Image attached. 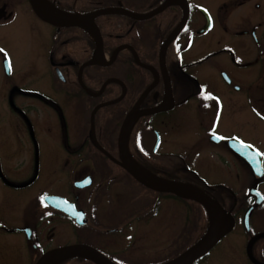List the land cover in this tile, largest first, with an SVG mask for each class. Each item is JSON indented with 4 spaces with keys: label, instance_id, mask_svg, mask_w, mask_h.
I'll use <instances>...</instances> for the list:
<instances>
[{
    "label": "flooded vegetation",
    "instance_id": "obj_1",
    "mask_svg": "<svg viewBox=\"0 0 264 264\" xmlns=\"http://www.w3.org/2000/svg\"><path fill=\"white\" fill-rule=\"evenodd\" d=\"M36 1L51 19L80 24H54L32 0H0V264H36L71 245L114 264H160L205 237L212 215L192 200L183 202L182 243L163 247L167 257L146 258L150 237H123L130 221L144 220L146 192L154 204L163 192L122 165L121 127L133 109L170 106L136 120L129 155L231 214L230 232L194 264H264V0H223L217 14L204 0H176L146 19L137 16L167 0ZM100 10L108 13L93 16ZM182 126L197 138L172 146ZM211 150L221 174L212 183L197 161ZM124 194L129 210L141 209L131 218ZM71 262L98 264L85 254L57 264Z\"/></svg>",
    "mask_w": 264,
    "mask_h": 264
},
{
    "label": "water",
    "instance_id": "obj_2",
    "mask_svg": "<svg viewBox=\"0 0 264 264\" xmlns=\"http://www.w3.org/2000/svg\"><path fill=\"white\" fill-rule=\"evenodd\" d=\"M34 4V9L41 14V16L45 17L47 20L51 21L54 24H62L68 26L79 25V21L77 18L72 20H65V22H59L57 20L51 19L47 12L43 9L39 8L37 5L36 0H32ZM178 1L176 0H167L161 7L157 8L151 13L139 15L137 16L140 19L150 18L151 16L161 12L167 6L172 5ZM108 10H100L93 14V16H99L103 14H107ZM188 13V9L186 14ZM186 14L184 20L186 18ZM183 25L180 26L182 28ZM100 35V32H98ZM175 36V35H173ZM99 53L102 52V46L99 47ZM110 81L104 83L101 91L104 90L105 86ZM100 91V92H101ZM98 93V95L100 94ZM113 102H107L104 104L98 105V107L94 110L93 116L95 112L102 106L111 104ZM170 107H157L145 111H139L137 109L131 110L125 118V121L121 127L120 134H119V149L121 156L123 158L122 165L125 169H127L140 183L147 186L150 189L155 191L163 192V193H170L179 196L188 197L190 199L196 200L202 203L211 213L212 215V222L214 227L209 231V233L203 237L201 240L196 242L193 246L189 249L181 253L180 255L176 256L175 258L162 263V264H194L195 261L204 257L233 227V223L229 224V219L224 220L223 214H227L231 217V214L226 212L220 204L215 201L212 197L208 196L206 193L202 192L200 189L194 187L188 183H182L177 181H169L166 179H161V181L150 180L147 177L143 176L134 166L131 165L126 159L125 155L129 154L128 150V137L130 130L136 120L142 115L154 114L163 110H169ZM212 140L215 142L219 141V137L217 135L212 136ZM50 202L59 209L65 211L70 217L77 219L79 224H84L87 220L85 218V213L81 210H77L75 204L68 201L64 197H55L52 196L49 198ZM77 254H85L89 259L95 260L98 264H114L108 258L103 256L101 253L93 249L89 246L84 245H71L64 248L56 249L45 253L36 264H57L58 261L69 258L71 256H75Z\"/></svg>",
    "mask_w": 264,
    "mask_h": 264
},
{
    "label": "rangeland",
    "instance_id": "obj_3",
    "mask_svg": "<svg viewBox=\"0 0 264 264\" xmlns=\"http://www.w3.org/2000/svg\"><path fill=\"white\" fill-rule=\"evenodd\" d=\"M223 0H204L206 5L210 10L214 13H218L219 3ZM225 3H230V0ZM201 68V67H200ZM199 84V83H198ZM189 135V132L185 129V126H182L177 133L173 137L172 141H168L172 146H177L180 148V145L186 143L190 138H197L195 130H192ZM172 149V147H171ZM174 151V150H173ZM213 150L209 151L212 152ZM215 153V151H213ZM215 155L212 153L208 155V153L203 152L197 157L198 164L205 171L206 175L210 177H206L209 182H218L221 178L218 170L220 167V162L217 161ZM228 177V176H227ZM226 177V178H227ZM167 179V178H165ZM230 179V178H227ZM132 192V191H131ZM132 194H129V199L131 200ZM155 197L148 194H145V207L146 211L156 207L158 208V212L155 216L152 215V210L146 212L144 216V220H132L129 222L126 233L123 237H150L146 240V249L148 251L145 252L146 258H163L167 257L169 254L166 252V247L169 243L174 239H179L182 237V231L184 229L183 225L186 218V208L183 205L182 200L175 199L172 197H157V202L154 204L153 199ZM121 201L124 204V212L129 213V217L131 218L134 213H138L141 209H137V203L133 204L130 207V210L125 205L128 204L129 200L127 199V195L124 194L121 198ZM126 207V208H125ZM150 212V214H148ZM104 218L109 220L110 217L105 214ZM214 224H212V228ZM176 237V238H175ZM179 243H182V240L179 239ZM163 248V249H162ZM159 252H164V255ZM222 264V263H221Z\"/></svg>",
    "mask_w": 264,
    "mask_h": 264
},
{
    "label": "bare ground",
    "instance_id": "obj_4",
    "mask_svg": "<svg viewBox=\"0 0 264 264\" xmlns=\"http://www.w3.org/2000/svg\"><path fill=\"white\" fill-rule=\"evenodd\" d=\"M125 159L129 163H131V165L134 166L140 173H142L143 176L147 177L150 180L161 181V179L159 177L149 173L148 171L143 169L141 166H139L129 154L125 155ZM49 264H52V263H49Z\"/></svg>",
    "mask_w": 264,
    "mask_h": 264
},
{
    "label": "trees",
    "instance_id": "obj_5",
    "mask_svg": "<svg viewBox=\"0 0 264 264\" xmlns=\"http://www.w3.org/2000/svg\"><path fill=\"white\" fill-rule=\"evenodd\" d=\"M161 195H162V196H165V197H172V198H175V199H180V200H182V201H184V202H188V201H190V199H188V198L180 197V196H177V195H174V194L161 193ZM192 201H193V200H192ZM153 202H154V200H153ZM150 210H152V215H151V216H155V215L157 214V212H158V208H156V207H153V208L147 210L146 212H148V211H150ZM148 214H150V212H149ZM70 264H74V262H71Z\"/></svg>",
    "mask_w": 264,
    "mask_h": 264
},
{
    "label": "snow or ice",
    "instance_id": "obj_6",
    "mask_svg": "<svg viewBox=\"0 0 264 264\" xmlns=\"http://www.w3.org/2000/svg\"><path fill=\"white\" fill-rule=\"evenodd\" d=\"M0 51H2V50H0ZM9 67H10V62H9Z\"/></svg>",
    "mask_w": 264,
    "mask_h": 264
}]
</instances>
